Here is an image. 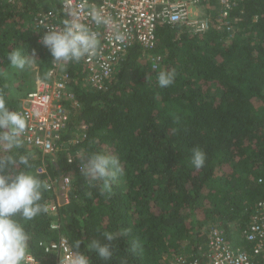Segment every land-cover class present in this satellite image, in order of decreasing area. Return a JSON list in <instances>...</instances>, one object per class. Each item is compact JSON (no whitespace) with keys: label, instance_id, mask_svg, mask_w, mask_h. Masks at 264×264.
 <instances>
[{"label":"trees","instance_id":"trees-1","mask_svg":"<svg viewBox=\"0 0 264 264\" xmlns=\"http://www.w3.org/2000/svg\"><path fill=\"white\" fill-rule=\"evenodd\" d=\"M17 2L21 5L0 1V94L16 112L30 90L12 95L8 54L19 50L34 58L40 78L46 79L54 61L36 42L33 18L59 1ZM227 21L233 28L229 33L213 24L203 34L158 25L154 48H130L106 89L87 87L81 61L71 62L77 106L68 104L70 121L55 156L42 157L25 145L11 153L0 150V156L17 160L30 157V166L18 164L12 174L26 172L43 181L70 178L67 201L55 214L31 221L15 217L30 236L28 251L41 264H52L53 256L38 243L60 235L71 247L83 240L79 251L91 264H166L184 246L196 251L206 226L223 229L234 246L249 249L241 230L252 205L264 199V0L237 1ZM153 57L160 58L158 70ZM173 69L175 82L161 88L159 72ZM81 133L83 138L70 143ZM195 148L206 153L200 170L191 163ZM67 154L80 158L68 164ZM92 154L119 158L123 174L110 190L78 170L85 162L81 158ZM42 165L46 175L36 172ZM41 203L56 204V194L45 191ZM54 221L58 231L50 229ZM104 233L116 236L110 261L87 250L93 239L108 243ZM134 241L142 245L136 252L131 251Z\"/></svg>","mask_w":264,"mask_h":264},{"label":"built area","instance_id":"built-area-1","mask_svg":"<svg viewBox=\"0 0 264 264\" xmlns=\"http://www.w3.org/2000/svg\"><path fill=\"white\" fill-rule=\"evenodd\" d=\"M0 1L14 5L18 0ZM58 1L56 8L39 10L33 18L36 42L45 50L48 49L40 41L48 31L47 27H63L69 19L63 0ZM208 1L210 0H73V7L81 22L97 33L100 41L97 54L81 60L82 81L93 90L106 89L118 63L124 59L130 48L138 45L146 52L154 48L158 25H181L192 34L205 33L210 28L209 20L194 16L193 11ZM237 1L239 0H216L220 7L219 19L225 21L224 28L228 33L233 30L227 21L228 14ZM93 10H100L105 17H110L114 25H97L91 16ZM117 33L123 34L125 39L116 40ZM151 62L153 69L158 70L160 58L153 57ZM69 64L61 66L53 62L46 79L38 78L35 81L34 88L22 99L18 110L26 117L29 125L22 137L23 145L36 150L42 157H54L63 146L59 141L70 121L68 104L77 106L70 85ZM84 136L81 133L70 143L76 144ZM79 158V154H67V163L72 164ZM81 166H78L80 172ZM36 172L46 175L45 166H40ZM45 181L51 185L49 191L57 196V203L47 206L48 213L55 214L59 205V183H63L64 201H67L70 178L57 181L47 176ZM50 229L59 230L57 221L52 222ZM240 239L248 245V250L234 246L223 229L210 226L206 230L204 242L197 246L196 251H186L184 246L183 251L169 259L166 264H264V199L250 208ZM37 246L44 254L53 256L52 264H70L72 247L65 236L60 235L56 241H40ZM24 264L41 262L28 251Z\"/></svg>","mask_w":264,"mask_h":264},{"label":"clouds","instance_id":"clouds-1","mask_svg":"<svg viewBox=\"0 0 264 264\" xmlns=\"http://www.w3.org/2000/svg\"><path fill=\"white\" fill-rule=\"evenodd\" d=\"M63 7L69 19L65 21L63 27H47L48 31L40 41L50 52L53 61L61 66L94 56L100 47L97 33L81 22L79 14L73 7V0H63ZM91 16L97 25L108 27L114 25V21L110 17H105L100 10H93ZM115 39L123 41L125 36L117 33ZM7 59L13 68L21 72L35 62L34 58L25 56L19 50L9 52ZM176 75L174 69L170 72L160 71L159 86L170 87L175 82ZM28 127L26 117L20 112L10 111L5 96L0 94V150L11 153L14 149L21 148L22 137ZM81 160L85 161L81 166L83 176L102 181L105 190H110L112 182L123 174L118 157L92 154ZM29 161L28 155H21L19 160L13 155L0 156V264H24L27 258L30 236L15 217L31 221L48 212L47 205L41 201L44 192L49 191L51 185L26 172L12 174L11 170L18 164L30 166ZM191 163L197 170L202 169L206 163V153L199 148L193 149ZM260 183H264V179H261ZM115 240L114 234L104 233V241L108 243L93 239L87 245V250L95 252L104 261H110L114 255L111 242ZM82 244L83 240L75 242L70 264H91L89 258L79 251ZM141 248L140 242L134 241L131 251L136 252Z\"/></svg>","mask_w":264,"mask_h":264},{"label":"rangeland","instance_id":"rangeland-1","mask_svg":"<svg viewBox=\"0 0 264 264\" xmlns=\"http://www.w3.org/2000/svg\"><path fill=\"white\" fill-rule=\"evenodd\" d=\"M14 5L20 6L21 4L17 2ZM219 13L220 7L217 2L213 0L208 2L207 4L199 6L193 11L194 16L205 17L209 20L210 25L213 24L217 26V28L221 29L224 28L225 21H220ZM230 39L231 36L229 38H226V42H228ZM10 74L11 78L13 79L12 95L20 96L26 91H31L34 88L35 81L40 78V69L39 65L34 62L31 67L26 69L25 71L21 72L18 69L14 68ZM207 227L208 226L202 229V233L204 235L206 233ZM186 243H183V245H185Z\"/></svg>","mask_w":264,"mask_h":264},{"label":"water","instance_id":"water-1","mask_svg":"<svg viewBox=\"0 0 264 264\" xmlns=\"http://www.w3.org/2000/svg\"><path fill=\"white\" fill-rule=\"evenodd\" d=\"M59 205L64 204V189H63V183L60 181L59 183Z\"/></svg>","mask_w":264,"mask_h":264}]
</instances>
